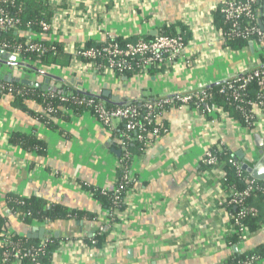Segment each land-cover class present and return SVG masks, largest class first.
Here are the masks:
<instances>
[{"label":"crops","instance_id":"obj_1","mask_svg":"<svg viewBox=\"0 0 264 264\" xmlns=\"http://www.w3.org/2000/svg\"><path fill=\"white\" fill-rule=\"evenodd\" d=\"M223 1L47 0L51 19L60 17L55 35L40 32V36L18 28L13 31L17 38L34 35L45 42L53 38L64 53L72 56L87 42L104 45L119 37L134 43L141 37L153 39L164 31L178 34V23H182L190 33L188 45L179 59L139 77L113 76L71 62L66 67L43 68V73L2 66L0 80L4 82L3 77L11 73L12 78L40 85L48 79V85L54 88H83L98 97L108 91L116 100L111 102L119 105L218 84L260 62L256 45L253 52L249 47L232 50L215 32H208ZM164 26L170 27L166 31ZM13 101L9 94L0 92V213L7 212V197L17 196L34 197L67 213L81 214L79 219L67 217L41 225L35 221L26 224L8 213L7 230L13 236L40 242L49 236L58 239L51 264H220L233 254L264 250V203L257 197L251 201L261 211L260 228L228 246L230 220L226 191L220 183L221 169H207L201 164L206 149L217 141L221 151L230 155L240 151L241 164L253 166L264 154V137L258 126L249 132L217 112L201 115L190 109H168L162 116L167 133L144 152L132 153L134 182L123 220L108 232L106 243H118L110 251L88 244L98 229L107 230V211L84 187L110 190L114 186L119 168L111 150H119L118 140L89 112L67 111L65 118L56 120L50 128L36 118L42 111L39 104L25 102L22 109ZM259 124L264 129V119ZM13 133L32 135L41 141L44 154L10 144ZM40 229H44L42 239ZM65 239L72 245L60 248Z\"/></svg>","mask_w":264,"mask_h":264},{"label":"built area","instance_id":"obj_2","mask_svg":"<svg viewBox=\"0 0 264 264\" xmlns=\"http://www.w3.org/2000/svg\"><path fill=\"white\" fill-rule=\"evenodd\" d=\"M9 1L12 0H0V4H5ZM256 3L257 0H224L219 8V12L224 20L231 24L230 36L241 37L253 47L255 45L258 47L259 44L264 45V35L260 29L253 25ZM59 19L60 17L58 16L51 19L48 23L41 22V33L53 37L56 29L59 27ZM241 21L243 23L239 25ZM19 26L20 20L6 9L0 7V35L10 31H17ZM68 29L72 30L71 27ZM209 30H212L221 39L225 40V34L218 31L212 24L208 27V32L210 33ZM252 34H256V37H252ZM43 42L45 41L37 39L34 35H30V37L25 39L22 45H17L12 53L18 56L19 52L23 49L25 52L41 56L47 50ZM52 43H54V40L50 38L49 44L51 46ZM187 45L188 42L185 41L184 36L180 33L174 35L160 33L151 40L139 38L136 42L127 43L124 46L112 41H109L97 49H85V47L81 46L72 53L71 62L73 65H76V67H82L86 64L94 68L95 66H93L94 64L91 61L83 62L80 59L94 60L99 58L102 59L104 63L97 65L96 69L100 70L102 73L121 76L124 72L137 71L140 74L136 76L139 77L146 75L147 71L150 69H162L166 63H171L179 59L184 54ZM0 48L8 51L9 45L0 43ZM252 81L256 83L257 89L255 95L257 100L244 101L247 85ZM218 83L223 84L219 89V93L228 97L235 108L243 111V105L249 107L250 111L249 114H245L244 122L249 125L253 124L258 126L261 129L260 134L264 137V129H262L259 124L260 121L264 119V64L260 61L257 67L250 68L233 77L224 78ZM207 87L208 85H203L184 93L173 92L169 95L157 96L140 104L128 103L107 107L101 101H89L91 105V111H89V113L103 128L111 133V135L117 130L118 125H123L122 136L124 140H121L119 144L121 153L118 158V168L121 170L120 178L115 181L114 186L110 190H101L102 195H108L107 193H110L109 195L112 200L110 210L106 212V229L108 231L112 230L119 221L123 220L129 192L134 182L130 164L126 165L127 160L130 158L132 159V155L127 148L128 141H130V137L128 136L129 132H137L136 139L138 141H143V134L146 131L144 125L153 123L154 127L150 132V143L147 145L148 147L156 139L167 133L168 128L163 122L162 116L168 109H190L199 112L201 115H212L217 112L229 117L222 108L209 106L208 101L211 95ZM5 90L6 87L0 84V92L3 93ZM7 91L11 92L12 90L7 89ZM16 93L19 94V91ZM201 107H203V109H201ZM220 146V143L216 141L212 146L206 149L203 156L204 164L211 168L221 167L222 161L215 155L216 152H221ZM145 149L141 152H144ZM229 163L233 166L236 164L234 159L229 160ZM223 175L221 171V179ZM84 188L92 195L93 192L89 187ZM225 191L226 203L237 209L234 214L230 211L227 212V216L230 220V234L237 235L241 242L250 235V231L248 227L243 224L242 219L248 215L255 216L257 214V210L246 205L245 202L253 193L259 192L264 195V185L255 183V180L252 178H246L242 189L237 190L230 188ZM13 215L16 217L18 213L13 212ZM46 242L47 241L43 239L40 246H44ZM0 243L4 248L1 253L0 264H10L11 261L20 263L23 259H28L33 264H39L36 257L41 249L23 246L7 228L2 232ZM91 243L95 244V240H91ZM71 245L72 242L69 239H65L59 246L60 248H68ZM117 245V242L111 244L106 243L101 247V250L109 249L112 251ZM241 264H264V256L262 258L249 256Z\"/></svg>","mask_w":264,"mask_h":264},{"label":"trees","instance_id":"obj_3","mask_svg":"<svg viewBox=\"0 0 264 264\" xmlns=\"http://www.w3.org/2000/svg\"><path fill=\"white\" fill-rule=\"evenodd\" d=\"M263 2L260 0L257 1L255 5V20L253 21V25H255L262 34L264 35V30H261L260 25L258 24V20L261 21V25L264 27V13H263ZM0 7L9 11L12 15L16 16L20 20L19 29L31 32L40 33V23L46 22L48 23L51 20L52 12L47 3V0H12L5 4H0ZM220 8V7H219ZM219 8L213 15L212 24L218 31L225 34L224 45L227 48L232 50H240L242 48H247L248 43L246 40L242 39L241 37L230 36L231 31V24L226 22L219 12ZM242 21L239 25H242ZM178 26L181 27V33L184 36L185 41L188 40L190 37V33L187 31V27L184 26L182 23H178ZM170 27V26H169ZM169 27L164 26V29L167 31ZM166 35H174L173 33L165 32ZM163 33V34H164ZM252 37H256V34H252ZM251 37V38H252ZM145 40H151L150 36L141 37ZM26 37H16L13 31L2 33L0 35V43H6L9 45V50L13 52L17 45H22L25 41ZM110 41L118 43L121 46H124L129 41L127 39H122L119 37L113 38ZM43 44L47 47V50L41 55L36 56L35 54H31L25 52L23 49L19 52L18 57L22 60H26V65L20 67V69L24 71H37V73H43V68H49L51 66H59V67H66L72 61V56L64 53L61 44L58 42L52 43V46L49 42H43ZM103 45H95L93 43L87 42L85 43V49L91 48H100ZM257 53L260 58L261 63L264 64V45L259 44ZM83 62H92L95 66L94 69L96 72H101L100 70L96 69L97 65L103 64L104 62L102 59L96 58L94 60H84L80 59ZM20 64L23 62L20 61ZM16 64V65H20ZM159 69H150L147 71L146 74L158 71ZM139 75L140 73L137 71L133 72H124L123 75L126 77H132ZM121 75V76H123ZM138 77V76H137ZM49 78V77H48ZM51 79V78H50ZM0 84H3L6 87V90L3 94H9L13 98V104L20 107L25 108V102H35L39 104L42 108L41 113H37L36 118L46 127L53 128L55 126L56 120H61L65 118L66 112L71 111L75 114H79L81 112H89L91 111V105L89 104L90 100H98L103 102L107 107H114L119 106V104L111 102L109 98L103 97H94L90 94L89 91L81 88H74L71 86H62L61 88H54L52 86H47L48 89L46 91H42L40 88L28 87L18 83H6L0 80ZM223 84H214L209 85L207 87L208 92L210 93L211 97L208 101L209 106L213 107H220L222 108L229 116V118L237 121L242 127L246 128L247 131L252 132L256 129V126L253 124H247L244 122L245 114H249V107L243 105V111L238 110L232 104L230 99L224 95L219 93V89ZM7 89H11V92H8ZM256 83L252 81L250 84L247 85L246 88V96L244 97V101H255L257 100L256 97ZM19 91V94L16 92ZM2 93V92H1ZM157 97V96H155ZM155 97H148L139 102H134L136 104L144 103L150 99ZM123 105V104H120ZM203 109V107H201ZM145 126V133L144 140L138 141L136 139L137 132H129L128 136L130 137V141H128V151L133 155V151L141 152L143 149L147 147L150 143V132L154 127L152 124H146ZM123 133V125H118L117 130L114 132V137L118 140L119 144L121 140H124L122 136ZM10 144L13 146H17L21 149L26 151H34L38 155H43L45 151L44 144L37 140L32 135H25L20 133H13L9 139ZM216 156L218 159L222 161V165L220 167L221 171L223 172V177L221 180V185L225 190H229L230 188H234L240 190L244 187V181L246 178H250L249 174L242 171L240 169L241 161H235V166L229 163V160L233 159L232 155L228 154L225 150L221 152H216ZM132 159L130 158L127 160L126 165L131 164ZM201 164L205 168H211L210 166L203 163V159L201 160ZM121 170H118L117 179L120 178ZM255 183L259 185H264V183L255 181ZM92 190V197L95 199L100 200L104 206L105 210L109 211L111 207V196L110 193L108 195H102L101 190L91 188ZM86 191V188H85ZM253 197L259 198L261 203H264V195L259 192L253 193L249 199L246 200L245 204L251 206L257 210V214L255 216H246L242 219L244 225H246L250 232H253L260 228L262 223L261 218V211L260 209L251 204ZM228 211L232 212L233 214L236 213L237 209L234 206L227 204ZM13 212H17L18 216L16 218L20 221L25 222L26 224H31L33 221L38 222L41 225H45L48 222L64 219V218H71L76 217L79 219L81 214L79 212L67 211L58 206V205H46V203L40 199L31 197V198H24V197H17V196H10L7 197V212L5 214L0 213V241L2 239V232L5 229H8L7 224V215L13 214ZM109 231L105 230L104 228L98 229L94 235H92L88 239V244L91 245L95 249H99L107 242V237ZM15 239H18L20 243L23 244L25 247H36L40 248V252L38 253L36 259L39 264H51L53 259L54 251L58 246V239L49 236L46 237L45 240L47 241L44 246H40V241L29 239L25 236H15ZM91 240H95V244L91 243ZM239 241L237 235L231 234L230 237L227 239L228 246H234ZM4 250L0 243V260H1V253ZM264 253L263 248H259L258 250L251 252L249 254H233L230 258L225 262V264H241L247 257L255 256L262 258ZM14 263L11 261L10 264ZM20 264H33L28 259H23L20 261Z\"/></svg>","mask_w":264,"mask_h":264},{"label":"water","instance_id":"obj_4","mask_svg":"<svg viewBox=\"0 0 264 264\" xmlns=\"http://www.w3.org/2000/svg\"><path fill=\"white\" fill-rule=\"evenodd\" d=\"M258 2L260 0H257ZM263 2V13H264V0H262ZM258 24L260 25L261 30H264V27L261 25V21L258 20ZM249 49L253 52L254 47L249 43L248 44ZM19 57L15 54H13L10 51H6L2 48H0V69L2 66H7L9 65L10 69H17V67H21L25 64H20V65H16L17 63L19 64ZM9 63V64H8ZM4 82H9V83H18L24 86H28V87H34V88H40L42 91H46L48 89L47 85L49 80L46 79L43 85L40 84H36L30 80H26V79H20V78H12V74L11 73H7L5 75V77H3ZM110 93L103 92L101 97L103 98H109L111 101H116L115 99H113L111 97V95H109ZM94 97H98L96 95H92ZM259 143H262V140L259 138L258 139ZM262 149L264 150V146L262 147ZM112 153H114L117 158L120 157V150H115L112 149L111 150ZM232 158L235 161H238V159L241 158V152H237L235 153V155H232ZM240 169L244 172H246L247 174H249L250 178H252L255 181L264 183V154L262 155V157L251 167H249L247 164H241L240 165ZM39 234H41V236L39 238L42 239L43 234H44V229H40L39 230Z\"/></svg>","mask_w":264,"mask_h":264}]
</instances>
